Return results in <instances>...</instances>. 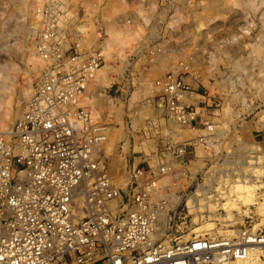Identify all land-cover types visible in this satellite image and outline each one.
<instances>
[{"label":"built area","instance_id":"2783aa9c","mask_svg":"<svg viewBox=\"0 0 264 264\" xmlns=\"http://www.w3.org/2000/svg\"><path fill=\"white\" fill-rule=\"evenodd\" d=\"M43 2L36 43L44 79L9 137L0 134V264H224L252 251L264 259V232L187 238L177 223L192 196L184 207L152 196L158 170L175 173L166 157L177 160L183 146L167 144L157 168L130 163L125 187L112 181L100 154L107 127L81 104L104 59L59 27L62 11L52 12L58 2ZM161 80L155 104L191 127L198 115L184 100L186 83L175 74ZM204 125L212 136L213 127ZM253 137L264 149V129Z\"/></svg>","mask_w":264,"mask_h":264},{"label":"rangeland","instance_id":"374dc122","mask_svg":"<svg viewBox=\"0 0 264 264\" xmlns=\"http://www.w3.org/2000/svg\"><path fill=\"white\" fill-rule=\"evenodd\" d=\"M207 1L123 0V3L120 0H99L98 10L101 14L98 15L104 20L99 18L96 22L98 29L102 30V37L97 36L99 30H96L94 34L98 38L91 40L90 44L100 45L105 36V18L108 15L113 24L116 23L113 17L117 16V23L119 19L123 20L125 26H130V31L127 26L125 28L133 37L125 38L123 35L128 32L124 34V24L119 27L115 24L117 29L121 28L119 30L123 32L121 36L126 45L120 44L122 48L115 46L118 50L113 49L115 54L112 51V56L103 55L110 60L108 63L109 60L104 59L103 66L108 63L110 69H115L109 73L111 80L108 84L94 78L99 84L94 81L90 88L92 91L97 88L104 97L99 108H92L107 127L108 139L105 140L106 145L102 144L100 153L106 158V167L111 176L120 182L124 180L117 184L125 186L126 180L122 179V174L130 163H139L146 169V162L153 167L161 161L176 160L166 157L165 147L170 143L178 148L183 146L185 152L177 158L180 166L175 168L173 176L178 182L172 184L170 179L165 185L174 188L172 192L178 196L177 201L183 207L190 195L194 198L199 192L197 198L199 196L201 206L205 205L200 207L202 210L214 203L210 198L214 193L217 195L221 192L222 187L225 186V190L231 194L229 183L231 185L241 178L251 156L264 157L263 148L253 137L255 132L264 129V47L255 52L264 30V0H214L206 9ZM14 5L13 0H0V81L8 84L4 91L0 88V122L7 119L9 127L21 116L43 76V68L26 52L30 40L24 38V41L18 34V28L27 22V12L18 10ZM112 6L116 9L119 7L121 12L113 11ZM105 8L109 9L106 11ZM115 11L118 12L113 13ZM19 42L25 43L23 50L18 49ZM157 55L165 58L163 67L166 66L167 70L159 68L158 74H154L152 67ZM260 59H263L262 66L257 64ZM236 63L241 69L235 71ZM174 74L184 80L188 92L193 94L189 105L198 118L191 127L175 124L155 104L158 95L155 82ZM16 110L17 117L10 122L9 117ZM205 123L214 128L212 136L205 131ZM203 137L206 138L201 142ZM262 165L261 161L257 163V166ZM261 180L264 183V175ZM200 188L201 191L197 192ZM200 192L204 197L199 195ZM246 193L243 195L250 194ZM255 193L257 200L254 203L262 202L264 188ZM220 201L226 203L223 199ZM188 202L191 203L189 198ZM202 210L200 216L190 213V210L189 213L185 212L177 225H183L189 234L198 223L211 222L215 229L213 234H205V237L225 236L242 228L264 232V215L256 213L253 203H249L246 214L241 215L234 210L230 218H226L225 211L220 208L214 212L217 216L206 214V209ZM261 261L264 263V259L261 258Z\"/></svg>","mask_w":264,"mask_h":264},{"label":"bare ground","instance_id":"6f19581e","mask_svg":"<svg viewBox=\"0 0 264 264\" xmlns=\"http://www.w3.org/2000/svg\"><path fill=\"white\" fill-rule=\"evenodd\" d=\"M43 1H46V3L48 2V1H50V0H13V2H14V6L18 9V10H20V11H25V12H27V22L26 23H24V24H22L19 28H18V30H19V32L20 33H18V34H20V37L21 38H23V40H24V38H28L29 40H30V46H29V48H28V50H26V52H28L29 53V56L30 57H33L35 60H36V62H38V64H39V67L41 66L43 69H44V63H43V61H42V55H43V53L40 51V50H38V44L36 43L37 42V35L39 34V32L41 31V29H42V27L43 26H41L42 24H40V21H39V18H41L40 16V13H41V9H42V7H43V4L45 3V2H43ZM102 1V0H101ZM113 1V0H112ZM120 1H122L123 2V0H120ZM183 1V0H182ZM211 1H214V0H208L207 1V6H206V9L208 8V6L210 5L209 3L211 2ZM232 1V0H231ZM51 2L53 3V2H58L59 3V5H57V6H54V7H52V3H50V7H52V8H54V10L52 11V12H56L57 10H61L62 11V13H59V14H63V17H59L58 18V21H57V23L59 24V27H61V28H64L69 34H71L72 36H73V40L75 41V43L78 45L79 44V46L81 47V49H85V50H89L90 48H94L95 49V51H98L99 53H100V55H101V57H102V59H106L107 57L106 56H108L109 57V54L112 52V51H114L115 49L116 50H118V48H116L118 45H122V44H125V42L126 41H123L124 40V37H122L121 36V34L123 35V32L122 31H120L119 29H121V28H119V29H117V27L115 26V24H117V26L119 27V23H117V21H115V17H117V16H115V17H113L114 18V22H116L115 24H113L109 19L111 18V16H110V18H109V15H108V17L106 16V18H105V20H106V24H105V30H104V32H105V38L103 37V40L100 42V45L97 47V46H92V45H90L91 43H92V41H94V39L95 38H98V37H96V34H94V32L96 31V30H99L98 28H99V26L97 27V20L100 18V15H98L99 13H100V11L98 10L99 8H98V4H99V0H51ZM121 2V3H122ZM230 2V1H229ZM234 2V1H233ZM106 3V2H105ZM104 3V4H105ZM116 3V2H115ZM124 3V2H123ZM150 3V2H149ZM212 3V2H211ZM9 4V3H8ZM145 4V3H144ZM182 4V3H181ZM254 4V3H253ZM113 5V4H112ZM116 5H117V3H116ZM104 6V5H103ZM108 6H109V2H108ZM114 6V5H113ZM112 6V8L111 9H113V11L114 10H118V8L116 9L115 7H113ZM137 6V5H136ZM215 6V5H214ZM106 7H107V5H106ZM110 7V6H109ZM122 7H123V9H125V6H123V4H122ZM156 7V6H155ZM189 7V6H188ZM120 8H121V6H120ZM186 8V7H185ZM249 8V7H248ZM106 9V11L109 9H107V8H105ZM142 9V8H141ZM184 9V8H183ZM81 10V11H80ZM99 12H98V11ZM102 10V9H101ZM105 11V12H106ZM112 11V10H111ZM119 11V10H118ZM118 11H115V12H113V13H116V12H118ZM103 12H104V10H103ZM108 12H110V10L108 11ZM119 12H121V11H119ZM129 12V11H128ZM203 12V11H202ZM247 12V11H246ZM22 13V12H21ZM123 13H125V11L123 12ZM145 13V12H144ZM250 13V12H249ZM12 14V13H11ZM101 14V13H100ZM105 15H107L106 13H104ZM130 13H128V15H129ZM104 15V16H105ZM124 15V14H123ZM125 15H126V13H125ZM131 15V14H130ZM129 15V16H130ZM151 15V14H150ZM189 15V14H188ZM114 16V15H113ZM127 16V15H126ZM133 16H134V13H133ZM102 17V16H101ZM125 17V16H124ZM123 17V18H124ZM128 17V16H127ZM130 17H132V16H130ZM129 17V18H130ZM135 17H136V15H135ZM189 17V16H188ZM198 17V16H197ZM113 18H112V20H113ZM126 18V17H125ZM182 18V17H181ZM180 18V19H181ZM192 18V17H191ZM11 19V18H10ZM101 19V18H100ZM117 19V18H116ZM132 19H134V17H132ZM147 19V18H146ZM102 20V19H101ZM104 20V19H103ZM102 20V21H103ZM149 20V19H148ZM192 20V19H191ZM101 21V22H102ZM124 21H125V19H124ZM24 22V21H23ZM95 22H96V25H95ZM101 22L99 23V24H101ZM108 22V23H107ZM196 22V21H195ZM103 23V22H102ZM105 23V22H104ZM103 23V24H104ZM136 23V22H135ZM14 24V23H13ZM124 24V23H123ZM127 24H128V21H127ZM132 24H134V23H132ZM135 25V24H134ZM173 25V24H172ZM127 26V25H126ZM125 26V24H124V27L123 28H125L126 27ZM137 26V25H136ZM154 26V25H153ZM191 27H192V25H190ZM14 28V27H13ZM101 28V27H100ZM127 28H129V30L128 31H130L131 29H130V26L128 27L127 26ZM127 28H125V31H124V34H125V32H128V31H126V29ZM146 28V27H145ZM16 29V28H15ZM193 29V28H192ZM144 31V30H143ZM142 31V32H143ZM191 32V31H190ZM3 33V32H2ZM12 33V32H11ZM98 33V32H97ZM134 33H135V30H134ZM189 33V32H188ZM199 33V32H198ZM129 32L128 33H126L125 35H123V36H125V38L126 37H133L132 35H130L129 36ZM132 34H133V32H132ZM190 34V33H189ZM127 35V36H126ZM3 36V35H2ZM1 36V37H2ZM95 36V37H94ZM120 36L123 38L122 39V41H121V39H120ZM176 36V35H175ZM178 36V35H177ZM63 37H64V40L66 39V35H63ZM174 38V37H173ZM20 40V39H19ZM22 40V41H23ZM92 40V41H91ZM160 40V39H159ZM180 40V39H179ZM260 44H259V46L257 45V48H255V52L256 51H259V50H261V48H262V46L264 47V30H263V34H261L260 35ZM6 41V40H5ZM24 41H26V40H24ZM146 41V40H145ZM228 41V40H227ZM124 42V43H123ZM224 42V41H223ZM20 43V42H19ZM170 43V42H169ZM173 43V42H172ZM230 43H232V42H230ZM23 44H25V43H23V42H21L20 43V46H19V50H23V48L25 47V45L24 46H22ZM161 44H163L162 42H161ZM229 44V43H228ZM119 46V47H121L122 48V46ZM126 45V44H125ZM125 45H123V47L125 46ZM183 45V44H182ZM18 46V45H17ZM116 46V47H115ZM130 47V46H129ZM180 47V46H179ZM222 47V46H221ZM114 49V50H113ZM186 49V48H185ZM115 50V51H116ZM136 50V49H135ZM176 50V49H175ZM115 51L113 52L114 54H115ZM138 51V50H137ZM22 53V52H21ZM103 53V54H102ZM118 53H120V52H118ZM176 53V52H175ZM180 53V52H179ZM217 53V52H216ZM24 54V53H23ZM106 54V56H103V55H105ZM116 54H117V52H116ZM111 55V54H110ZM112 56V55H111ZM110 56V57H111ZM179 56V55H178ZM106 57V58H105ZM153 59V58H152ZM177 59V58H176ZM106 60H109V58L108 59H106ZM150 60V59H149ZM195 60V59H194ZM234 60V59H233ZM261 61H259L257 64H259V66H262V64H263V59H260ZM246 61V60H245ZM255 61V60H254ZM157 62V63H156ZM27 63V62H26ZM106 63V62H105ZM108 63H110V60H109V62ZM108 63L106 64V66L104 67L103 65V68H100L99 69V71L97 72V75H96V77H95V79L96 78H99V82H107V84H108V82L111 80V77L109 76V73H110V71L111 70H115V69H110V67H109V65H108ZM192 63H193V61H192ZM243 63V62H242ZM250 63V62H249ZM157 64V65H156ZM165 64V58L163 57V56H159V55H157V57H156V59H155V64H154V66L152 67V71H154V74H158V71H159V68H161L163 71L166 69L165 67H163V65ZM237 64V65H236ZM234 66H236V68H234L235 69V71H236V69H241V67H240V65L238 64V63H236ZM232 65V66H233ZM243 65V64H242ZM112 66V65H111ZM116 67V66H115ZM6 69V68H5ZM38 69V68H37ZM233 69V70H234ZM118 70V69H117ZM167 70V69H166ZM174 70V69H173ZM44 72V70H42L41 69V72ZM157 71V72H156ZM42 72V73H43ZM248 72V71H247ZM162 73V72H161ZM238 74V73H237ZM163 75V74H162ZM234 75V74H233ZM156 76H159V75H156ZM242 78V77H241ZM43 79H44V77H42L41 78V82H40V84L38 85V88L40 87V85H41V83L43 82ZM95 79H93V81L91 82V84H93L94 83V81H95ZM113 80V79H112ZM18 81V80H17ZM16 81V82H17ZM140 81V80H139ZM142 81V80H141ZM147 81H149V80H147ZM158 81V80H157ZM160 81H162L161 79H160ZM10 82V81H9ZM97 81H95V83H96ZM225 82V81H224ZM18 83V82H17ZM98 83V82H97ZM143 83V82H142ZM91 84H89V86H88V90H87V94H86V98L84 97L83 99H82V102H81V104H83V105H85V106H87L91 111H93V112H95V109H93L92 107H95L96 108V106H98L97 108H99V106H100V102L102 103L103 101H104V97L102 96V94H101V91L100 90H97V88H96V90H94V91H92V89L90 90V88H91ZM99 84V83H98ZM140 84V83H139ZM144 84V83H143ZM7 83H5V82H1L0 81V88H1V90L3 89V91L7 88ZM18 85V84H17ZM104 85V84H103ZM147 85V84H146ZM258 85V84H257ZM143 86V85H142ZM230 86V85H229ZM233 86V85H232ZM260 87V86H259ZM38 88L37 89H35L34 91H33V89H32V91H33V93H35L37 90H38ZM98 88H99V86H98ZM100 89V88H99ZM11 91V90H10ZM28 91V90H27ZM24 94V93H23ZM20 95V94H19ZM27 95V94H26ZM10 96V95H9ZM184 96V100H189L192 96H193V94H191V93H189V94H186V95H183ZM17 97V96H16ZM31 97L32 96H30V98H29V100L31 99ZM107 97V96H106ZM110 98V97H109ZM106 99H108V98H106ZM26 100V99H25ZM29 100H28V102H29ZM110 100H111V98H110ZM110 100H108L109 102H110ZM16 101V100H15ZM107 101V100H106ZM97 104V105H95V103ZM17 103V102H16ZM95 106H94V105ZM7 106V105H6ZM102 107V106H101ZM14 108V107H13ZM15 109H17V107H15ZM24 110H25V108H24ZM24 110L22 111V114L24 113ZM98 109H96V111H97ZM19 112V111H18ZM96 114H97V112H95ZM22 114H21V116H22ZM6 115V114H5ZM20 115V114H19ZM8 116V115H7ZM15 116L17 117V110L16 111H14L13 113H12V115L9 117V121L10 122H12L13 121V119L15 118ZM20 116V117H21ZM19 117V118H20ZM1 119V118H0ZM6 119V118H5ZM219 119V118H218ZM7 120V119H6ZM4 121V120H2L1 122H0V130H1V132H0V134H2L3 136H5V137H9V132H11V130H12V127H13V125L12 126H10L9 127V123H7V121ZM16 122V121H15ZM14 122V123H15ZM218 122H220V121H218ZM175 124H177L176 122H174ZM221 123V122H220ZM12 124V123H11ZM183 125V124H182ZM184 126V125H183ZM220 126V125H219ZM222 126V125H221ZM218 127V126H217ZM221 129V128H220ZM2 130H4L3 132H2ZM213 130H214V128H213ZM195 131V130H194ZM223 132V131H222ZM108 133V132H107ZM111 133V132H110ZM224 134V133H223ZM218 135H220V133H218ZM217 135V136H218ZM108 137H110L109 135H108ZM108 139V138H107ZM112 140V139H111ZM112 142V141H111ZM104 144H105V142H104ZM106 145V144H105ZM260 145V144H259ZM104 147H106V146H104ZM262 147V146H261ZM182 149V146L180 147L179 146V148L177 147V149ZM103 150V149H102ZM263 151H264V149H262ZM101 154V153H100ZM101 156L103 157V161H105V156H104V154H101ZM169 157V156H168ZM264 157H258V156H251L248 160V162H247V165H246V169L244 170V171H242V172H244V174L243 175H241V178L239 179V180H237V181H233L232 182V184L230 185V183H229V185H228V189H231V194L229 195V193L227 192V189L225 190V186H224V188L222 187V191L221 192H219L217 195H215V193H214V195L210 198L212 201H214V203L212 204V205H207L204 209H206L205 211L207 212L206 214H212V215H216L214 212H215V210H217V208H220V209H222V210H224L225 211V217L226 218H230L233 214V211L234 210H237L241 215H243V214H246V211H248V206H249V203H253L254 205H255V211H256V213L258 214V215H264V198H261V201L262 202H257V203H254V202H256V200H257V198H256V190H258V189H263L264 188V183H263V181L261 180V177H262V175H264V170H262V168L264 167V159H263ZM261 159V160H260ZM122 161V160H121ZM259 161H261L262 162V166H257V163L259 162ZM163 162L164 161H161L160 162V164L162 163L163 164ZM169 164H167V166L168 167H171L172 169H174V168H176V167H178V161L177 160H175V159H173V160H171V161H169L168 162ZM122 164V163H121ZM120 164V165H121ZM123 164H124V162H123ZM160 164H159V166H160ZM243 165V164H242ZM241 165V166H242ZM157 167H158V164L156 165ZM156 166H153L152 168H155ZM180 166V165H179ZM105 167H106V163H105ZM156 167V168H157ZM255 167H257V168H255ZM161 167H159V169H160ZM119 169V168H118ZM106 170H107V173L109 174V176H110V178L112 179V181L117 185V186H119V184H117V183H123V181H118V179L116 180L115 179V177H112L111 176V174L109 173V171H108V167H106ZM159 171V175L158 176H156V178H155V188L156 189H154L153 187H152V189H151V191H152V196H156V197H158L159 195L160 196H162L163 198H166L167 200H168V202H169V204L171 205L173 202H175V201H177L178 200V196L176 197V194H174L172 191H173V189L174 188H170V186H167V185H165L167 182H168V180H172V182L173 181H175V178H173V176H174V174H172V173H169V171H164L163 170V172H160V170H158ZM112 172V171H111ZM118 173V172H117ZM122 173V172H121ZM228 173V172H227ZM232 173H233V170H232ZM235 173V172H234ZM233 173V174H234ZM238 173V172H237ZM239 174V173H238ZM115 176H116V174H115ZM122 176H124V178H122V179H125L126 180V184H127V180H128V173H127V171L126 172H124V174H122ZM238 176V175H237ZM177 177V176H176ZM239 178V177H238ZM177 179V178H176ZM208 183V182H207ZM126 184H124L125 186H126ZM168 184V183H167ZM172 184H174V183H172ZM125 186H121V187H125ZM174 186V185H173ZM212 186H213V184H212ZM175 187V186H174ZM168 188V189H167ZM210 188V187H209ZM213 188V187H212ZM211 188V189H212ZM176 189V188H175ZM198 189V188H197ZM216 189V188H215ZM170 190H171V192H170ZM218 190V189H217ZM220 190H221V188H220ZM248 190V191H247ZM251 190V191H250ZM168 191V192H167ZM198 191H201V188L199 189V190H197V192ZM206 191V190H205ZM211 191V190H210ZM216 191V190H215ZM219 191V190H218ZM170 192V193H169ZM208 192V191H207ZM212 192V191H211ZM217 192V191H216ZM249 193L250 192V194L249 195H243L244 193ZM169 193V194H168ZM199 193V192H198ZM198 193H197V195H198ZM201 194H199L200 196H203V193L202 192H200ZM246 193V194H247ZM167 194V195H166ZM206 194V193H205ZM197 195H195V197L193 198H191V204H193L191 207H188V210H190V213L191 212H194V214L195 215H198V216H200L201 214L199 213V212H201V210H202V208H203V206H205V205H203V206H201V201H200V199H199V196H198V198H197ZM214 196H216V197H218V198H214ZM204 197V196H203ZM206 199L207 198H209V196L208 197H205ZM213 198V199H212ZM204 199V198H203ZM221 199H223V200H225L226 201V203H222L220 200ZM239 199H241V201H239ZM241 202H243V203H241ZM207 203V202H206ZM188 204H190V202H188ZM187 204V205H188ZM241 204L242 205H244L243 207H244V209H243V207L241 206ZM200 207H202V208H200ZM203 209V210H204ZM203 210H202V212H203ZM217 216V215H216ZM197 217V216H196ZM220 217H222V216H220ZM217 218V217H216ZM217 220H218V218H217ZM232 221H234V219L232 220ZM240 221V220H239ZM219 223V222H218ZM234 223V222H233ZM214 226H213V224H211V222L210 223H208L207 221H204V222H200V223H198L197 224V227H195L194 229H192V231H191V233H189L186 237L187 238H190V236L191 235H194V236H196V237H205L204 235L205 234H211L213 231H214ZM251 232H255V231H253V230H250ZM219 232V231H218ZM220 232H222V231H220ZM225 232V231H224ZM229 233V232H228ZM236 233V231H232V234H235ZM213 234V233H212ZM228 235V234H227ZM213 235H211V236H207V237H212ZM224 236V235H223ZM224 264H264L262 261H261V258H260V255H259V253L258 252H256V251H252V252H250L249 253V255H248V257H247V259H245L244 261H228V262H226V263H224Z\"/></svg>","mask_w":264,"mask_h":264}]
</instances>
